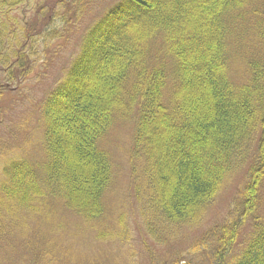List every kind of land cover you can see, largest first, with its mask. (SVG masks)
Instances as JSON below:
<instances>
[{
	"label": "trees",
	"instance_id": "trees-1",
	"mask_svg": "<svg viewBox=\"0 0 264 264\" xmlns=\"http://www.w3.org/2000/svg\"><path fill=\"white\" fill-rule=\"evenodd\" d=\"M95 1L0 0V116L5 94ZM236 64L244 70L234 76ZM63 75L42 107L45 161L7 163L0 214L40 217L60 201L99 223L114 183L105 141L114 127L131 125L129 199L139 230L164 244L197 228L242 170L225 222L184 253L264 264V0H115L83 29ZM124 216L116 219L120 243L130 237ZM25 249L46 252L35 243Z\"/></svg>",
	"mask_w": 264,
	"mask_h": 264
},
{
	"label": "rangeland",
	"instance_id": "rangeland-1",
	"mask_svg": "<svg viewBox=\"0 0 264 264\" xmlns=\"http://www.w3.org/2000/svg\"><path fill=\"white\" fill-rule=\"evenodd\" d=\"M114 2L96 0L77 26L72 27L70 34H65L48 46L28 80L20 88L5 94L0 116V182L2 171L10 160L17 161L22 156L30 164L45 161L44 100L62 81L70 62L79 53L83 29ZM238 64L240 67L244 65ZM238 64L234 65V76L244 70H240ZM131 135V125H118L105 141L104 149L112 160L114 183L105 197V213L99 223L84 222L66 210L60 201L47 203L40 217L15 211L10 219H6L2 213L0 264H213L202 250L195 255L184 252L199 244L211 228L225 222L235 206L237 191L243 181L242 170L237 171L225 184L197 228L179 230L171 236L172 239L159 244L143 229L139 230L140 223L134 213L133 201L129 199L127 154ZM260 213H264V202ZM122 214L126 217L125 224L130 236L124 243L114 237L118 227L116 219ZM49 217L53 220H49ZM56 227L63 230L61 228L62 231L56 232ZM248 231V225H245L240 233L242 240ZM97 233L106 238L97 240ZM21 242L24 248H21ZM34 243L38 248L45 247L46 252L27 255L25 248L34 249Z\"/></svg>",
	"mask_w": 264,
	"mask_h": 264
}]
</instances>
